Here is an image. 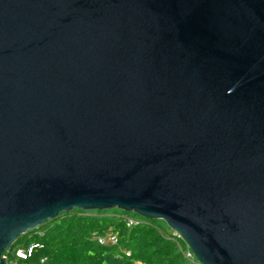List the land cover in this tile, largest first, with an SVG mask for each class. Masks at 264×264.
I'll return each mask as SVG.
<instances>
[{"label":"water","instance_id":"1","mask_svg":"<svg viewBox=\"0 0 264 264\" xmlns=\"http://www.w3.org/2000/svg\"><path fill=\"white\" fill-rule=\"evenodd\" d=\"M114 208L264 264V0H0V264Z\"/></svg>","mask_w":264,"mask_h":264},{"label":"trees","instance_id":"2","mask_svg":"<svg viewBox=\"0 0 264 264\" xmlns=\"http://www.w3.org/2000/svg\"><path fill=\"white\" fill-rule=\"evenodd\" d=\"M127 215L138 217L140 223L128 227ZM138 215L117 208L73 209L19 235L12 247L41 245L30 257L18 258V264H39L41 258L46 264H200L185 257L189 247L183 239L172 238L163 220ZM111 227L119 233L118 244H101L94 238Z\"/></svg>","mask_w":264,"mask_h":264},{"label":"built area","instance_id":"3","mask_svg":"<svg viewBox=\"0 0 264 264\" xmlns=\"http://www.w3.org/2000/svg\"><path fill=\"white\" fill-rule=\"evenodd\" d=\"M125 223L128 227H133L137 224L140 223V219L136 216H130L127 215L124 217ZM94 238L101 244H106V245H116L119 242V233L116 231L114 228H109L105 233L99 234L96 233L94 235ZM173 239H182L179 233L173 232ZM41 246L40 244H34L28 247L27 249L24 247H12L8 252L4 253L5 257L7 259V264H18V258H28L31 256L32 250L34 247H39ZM8 254L10 258H8ZM129 254V252H128ZM185 257L189 259H194L195 256L193 255L192 251L188 249L185 252ZM39 264H46V259L41 258Z\"/></svg>","mask_w":264,"mask_h":264},{"label":"rangeland","instance_id":"4","mask_svg":"<svg viewBox=\"0 0 264 264\" xmlns=\"http://www.w3.org/2000/svg\"><path fill=\"white\" fill-rule=\"evenodd\" d=\"M138 216H139V215H138ZM165 226H167V227H168V229H169V230H171V228H170V227H169V226H168L166 223H165Z\"/></svg>","mask_w":264,"mask_h":264}]
</instances>
